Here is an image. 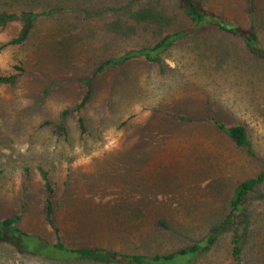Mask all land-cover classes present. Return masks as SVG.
<instances>
[{
    "label": "rangeland",
    "instance_id": "rangeland-1",
    "mask_svg": "<svg viewBox=\"0 0 264 264\" xmlns=\"http://www.w3.org/2000/svg\"><path fill=\"white\" fill-rule=\"evenodd\" d=\"M42 1L66 9L38 18L23 45L0 49V75L22 69L13 85H0V219L20 214V230L54 242L41 215V167L68 247L151 257L201 239L226 217L237 184L264 170V61L236 38L204 28L179 38L159 64L131 59L94 75L108 59L188 31L183 5L0 0V10L34 9ZM201 4L225 21L249 25L243 0ZM254 18L264 51V0H255ZM19 29V22L0 29V46ZM89 78L81 134L74 109ZM209 117L244 126L254 156L233 146ZM246 206L241 264H264V184ZM231 236L221 230L190 264H229ZM0 264L103 263H52L0 242Z\"/></svg>",
    "mask_w": 264,
    "mask_h": 264
},
{
    "label": "trees",
    "instance_id": "trees-1",
    "mask_svg": "<svg viewBox=\"0 0 264 264\" xmlns=\"http://www.w3.org/2000/svg\"><path fill=\"white\" fill-rule=\"evenodd\" d=\"M172 1L183 5L184 14L191 23V28L188 31L167 34L149 48L129 50L119 57L108 59L97 67L94 75L113 69L131 59L142 58L147 62L159 64L160 55L171 47L179 38L184 37L186 33L197 34L204 28H214L218 32L236 38L243 44L246 52L264 61V51L259 48L257 43V30L254 18L255 0H243V12L249 21V25L246 28L238 26L233 22L225 21L221 16L203 9L201 4L203 0ZM43 3L44 1H42V3H35L34 9H27L26 7L22 10H0V29L12 23H20L18 34L6 44L1 45L0 49L6 46L23 45L27 41L33 24L38 18L49 16L66 9L60 6L63 2L45 5ZM14 70L15 72L12 74L0 75V85H13L19 79L22 75V69L15 66ZM81 82L86 87V90L81 101L75 107L74 113L76 116L78 115L77 122L80 133L84 134L86 128L81 112L91 98L89 87L92 81L89 78L83 79ZM66 114L67 112H64L63 116ZM178 119L191 122L190 120H184L182 117ZM207 120L211 122L218 132L225 136L233 146L245 150L250 156H254L244 126L225 125L214 117H209ZM37 171L44 192L41 209L42 220L45 226L53 233L55 238L54 242L48 243L35 235L27 234L20 230L17 227L22 218L20 214L0 219V242L14 244L21 250H25L30 256L38 257L52 263L88 261L103 264H190L199 255L208 251L214 245L221 234V230L229 228L232 233L229 264H241V257L249 226V215L246 206L247 199L252 194L256 193L259 186L264 184V170L259 172L255 177L240 182L235 187L231 196L229 211L220 224L213 227L201 239L180 250L166 254H156L149 257L143 254L132 255L102 248H72L65 245L57 225L53 204L54 189L49 180L48 173L41 167H38ZM157 227L166 228L165 225L160 222L157 223ZM16 236H20L23 239L28 238L26 244L16 239Z\"/></svg>",
    "mask_w": 264,
    "mask_h": 264
}]
</instances>
